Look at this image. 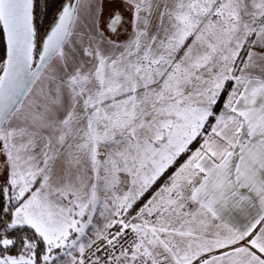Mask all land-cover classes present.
Returning <instances> with one entry per match:
<instances>
[{
  "label": "snow or ice",
  "instance_id": "snow-or-ice-1",
  "mask_svg": "<svg viewBox=\"0 0 264 264\" xmlns=\"http://www.w3.org/2000/svg\"><path fill=\"white\" fill-rule=\"evenodd\" d=\"M0 264H264V0H0Z\"/></svg>",
  "mask_w": 264,
  "mask_h": 264
}]
</instances>
